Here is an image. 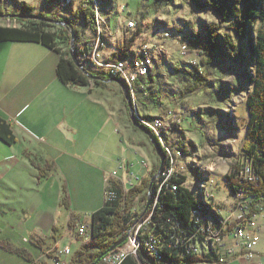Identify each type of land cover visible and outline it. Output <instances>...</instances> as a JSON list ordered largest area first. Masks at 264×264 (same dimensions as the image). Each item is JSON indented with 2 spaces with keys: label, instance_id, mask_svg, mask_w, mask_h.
I'll return each mask as SVG.
<instances>
[{
  "label": "rangeland",
  "instance_id": "obj_1",
  "mask_svg": "<svg viewBox=\"0 0 264 264\" xmlns=\"http://www.w3.org/2000/svg\"><path fill=\"white\" fill-rule=\"evenodd\" d=\"M81 1L60 0L59 4V0H4L0 9L3 15L19 14L25 2L33 7L34 13H59L75 21L81 42L95 41L98 32L86 28L82 17L76 15ZM89 1L104 17L100 33L105 45L100 59L108 61L101 68L109 73L110 65L114 64L109 60L120 56H128L119 60L129 64V57L138 59L140 52L135 51L144 46L156 54V60H149L147 65L150 69L147 73L152 74L151 79L147 78L149 89L136 95L135 101L130 96L132 113L139 124L148 116L151 119L178 116L181 122L171 132L165 133V127H158L154 130L156 136L153 135L162 143L159 142L165 158L168 160L167 153L172 158L171 163H175V153L166 149L167 145L179 150L180 158L172 177L186 175L185 187L197 194L198 201L211 205L208 209L199 206L202 211L219 213V206L224 211L231 210L236 200L225 177L239 161L246 139L251 69L246 59L234 55L217 58L213 65L206 64L209 56L201 49H191L189 44L190 40L196 41V35H206L211 25L219 26L223 35L232 34L229 26L233 20L221 22L209 8L201 10L194 0ZM130 21L136 23L134 28L128 26ZM0 26L19 25L15 19L0 18ZM63 47L67 48L65 44ZM241 47L242 44L239 45L242 54ZM82 59L88 70L98 71L99 62L89 56ZM59 61L57 52L41 46L0 44V115L11 119L23 109L25 114L20 120L24 128L30 129L13 150L0 143L4 149H0V161L14 155L18 146L22 152L32 154L31 159L25 157L19 163L11 160L14 157L8 158L10 163L1 162L0 264H32L19 256L17 249L33 256L36 264H54L59 255L51 250L71 245L72 235L79 239L78 228L91 225L93 214L104 206L110 175L126 182V171L131 170L140 178L135 187L151 179L160 168V155L145 132L134 127L120 86L107 82L109 79L103 81L102 87L92 82L89 88L96 89L92 92L65 86L57 76ZM123 82L129 94L135 95ZM31 130L37 136L28 134ZM48 164H52V170L47 172V178L41 177L38 167L46 168ZM116 177L113 179L117 180ZM164 178L168 179L165 171L156 182L161 183ZM63 187L68 193L69 207L61 204ZM129 190L125 189L126 206ZM208 191L214 194V200H209ZM142 196L135 199L132 210L143 209L146 200ZM155 196L152 191L149 211L157 206ZM52 226L59 230L54 235ZM145 227L146 220L137 221L136 231ZM258 234L257 251L263 256L257 261L264 264V228ZM37 238L45 239L44 251L35 245ZM90 239L87 237V241ZM209 240L213 241L206 245V252H216L219 237ZM82 244L84 240L72 243L67 264ZM128 255L135 256V251L123 252L113 264H121ZM201 264L211 261L204 260Z\"/></svg>",
  "mask_w": 264,
  "mask_h": 264
},
{
  "label": "trees",
  "instance_id": "obj_2",
  "mask_svg": "<svg viewBox=\"0 0 264 264\" xmlns=\"http://www.w3.org/2000/svg\"><path fill=\"white\" fill-rule=\"evenodd\" d=\"M2 1L4 3V0H0V2ZM194 1L200 6L201 10L209 8L221 22L233 20V24L229 26L232 34L228 35H223L220 31V27L217 25L207 27L206 35L203 37L201 35H196V41L190 40L189 45L191 49H201L204 51L209 56V60L206 64L213 65L217 58H225L226 56L234 55L236 58L243 57L244 60L246 59L249 66L248 69H251L248 72L251 91L247 96L250 120L247 127L246 139L242 147L239 161L233 167L231 174L227 175L225 178L230 193L233 196H237V193L246 189L251 198H256L255 203H257L264 197V0ZM21 7L22 10L19 15L36 16L44 18L45 20L15 19V22L19 25L18 27L0 26V44L8 42L40 44L60 55V61L57 66V76L62 84L77 88H89L93 82L97 87L105 86L103 81L91 80L83 70L75 65L70 55L71 34L69 28L49 22H62L66 20L72 24V28L77 36L76 53L83 64L82 58H86L89 55L88 44L92 43L94 40L81 42L75 21L63 17L59 13H34L33 7H30L25 2L22 3ZM3 14L4 12L0 9V15ZM13 15H17V13ZM76 15L77 17H82L86 28H91L94 32H97L96 7L93 1L82 0L79 2V10ZM100 38L103 41L105 40L104 36ZM64 44L67 46L66 49L63 47ZM240 44H242V54L239 50ZM127 57L128 56H120L121 59ZM137 58L138 61L146 62V57L144 55L137 56ZM127 62L129 63L130 60L128 59ZM111 63H115V61ZM84 67L90 75L99 76L102 80L115 78L103 68L98 67V71L92 72L88 70L86 66ZM148 69L147 67V70ZM151 75L150 73L147 77L141 78L137 82L136 95H140L142 92L149 89V87H147V78L151 79ZM128 87L134 94V85ZM151 117L152 116H148L147 118ZM151 131L154 133L153 135H155L154 130ZM0 140L7 145H13L17 142V137L12 130L11 124L2 117H0ZM167 155L168 163H171L172 158H170L168 153ZM248 166L252 168L253 174L259 178L260 188L254 187L253 183H250L246 188L239 184L238 178L242 171H245ZM38 168L41 172V177L47 178V172L52 170V164H48L46 168ZM156 173H154L153 176ZM165 179L166 178H164V180ZM172 179L174 183L179 185V190L177 193L168 192L167 194L161 195V203L158 209H156L157 206L154 208L156 212L154 214V222H152V232L156 240L163 238V244H154V247L157 248V252L159 251V253L163 254L164 259L156 262V257L151 255L150 251L144 246L139 251L140 260L133 255H128L121 264H141V262H151L153 264H201L204 260H208V257L200 258L193 254L186 255L181 259L177 249L173 248L174 239L171 238L173 231L169 221L175 220L180 223L184 229L191 230L193 227L192 210L197 209L199 206L208 209L211 205L206 202L198 201L196 197L197 194L185 187L187 182L186 176H179V178L172 177ZM150 182L151 179L143 181L140 185L128 191L127 198L129 205L127 206L125 202V189H123L120 182L111 181L107 183L105 204L92 216V240L90 239L91 241L82 244L80 250L69 264H101L106 256L118 251L122 247L116 248L115 251L111 252L113 246L125 238L124 222H128L131 217L129 214L132 212V204L135 199L144 194L146 197L142 196V199L147 202ZM159 185L160 183L155 182L154 188L159 187ZM63 193L61 204L69 207L70 200L65 187H63ZM153 193L156 195V200L158 197L157 192L153 191ZM124 209H126L129 214H125ZM216 214H219L217 219H222L220 212L215 213V215ZM34 243L38 247H41L43 241L34 240ZM190 243L193 245L195 239L186 238V248H190ZM15 252L32 264L36 261V259L26 251L17 249ZM213 253H215V251ZM65 263L67 264V262Z\"/></svg>",
  "mask_w": 264,
  "mask_h": 264
},
{
  "label": "built area",
  "instance_id": "obj_3",
  "mask_svg": "<svg viewBox=\"0 0 264 264\" xmlns=\"http://www.w3.org/2000/svg\"><path fill=\"white\" fill-rule=\"evenodd\" d=\"M65 7V6H64ZM102 14L100 11H96V26L98 36L95 41L89 43V58L94 59V62H99V68L101 65H105L108 60L102 61L100 59L101 52L103 51L104 45L100 39V32H103L102 28ZM136 23L130 21L128 26L134 28ZM185 50H188L187 46H184ZM135 52H140V55H146V62H138V59H132L130 56V64H122L119 60L113 59L109 61H115V68L110 72L115 78L131 79L135 86V95H130L135 101L136 99V84L141 78L147 77L150 73H147V65L149 60H156V54L152 53V49L149 46L141 47L140 50ZM140 125L151 132V130H158V127H165V133L171 132L174 127L181 121H178V116L175 114L171 115L170 118H147L141 119ZM156 139V138H155ZM166 149L169 151H174L175 153V163H168L166 158L165 167L163 171L168 173V180H161L160 187L153 188L152 191H157L158 202L157 209L161 203V195L170 193H177L179 190V185L173 182L172 171H175L176 164L179 157V150H172L168 145ZM144 165V164H143ZM142 165V167H143ZM127 176L123 182L122 179L116 177V175H110L107 183L111 181L121 180L123 183V189L134 188L135 181H140V178L131 170L126 171ZM186 176V175H183ZM113 179V178H115ZM239 184L243 187L249 186L250 183L255 184L256 188H260L259 178L253 174L252 168L247 167L245 171L243 170L239 176ZM131 185V188H129ZM213 187V180H211L210 189ZM108 196V194H107ZM207 196H210L211 200L215 199L214 194L212 195L208 191ZM109 197V196H108ZM236 203H234L231 210H225L219 206L217 209L221 213L223 219V230L221 233H214L212 229L211 219H206L201 214H199L194 209L192 210V220L193 227L190 230L184 229L180 223L175 220H170L171 229L173 231L171 238L174 239V249H177L179 257L184 258L186 255H196L198 257H208L211 264H229L230 261H238L240 264H258V258H261L263 254L257 251L259 246L260 237L259 234L264 228V197H262L260 202H256V198L249 195L248 191L245 189L237 193L234 196ZM250 197V198H247ZM147 203V202H146ZM146 203L140 210H132L130 214L125 210V214L131 215L128 222H124L125 235L128 234L127 241L123 247L118 251L106 256L102 263L103 264H113L116 260L121 257L123 252L135 251V258L139 259V251L145 246L150 251L153 256H161V261L164 259L162 253H157V248L154 244H163V238L156 240L155 235L152 232L154 222V214L156 211H149L146 208ZM216 209V208H215ZM262 220V223L259 221ZM138 220H146V227L143 231H136V223ZM77 226V224H76ZM76 239L75 235L71 236L72 243L78 240H84L87 243V237L92 236V225L80 226L78 228ZM212 236H219V244L216 246L215 253H207L206 245L209 242V238ZM186 238L195 239V248H186ZM71 243V245H72ZM71 245L60 249L59 247H54V251L59 256L54 258V264H64L67 258L71 254ZM44 257V256H43ZM140 260V259H139ZM141 264H153L151 262Z\"/></svg>",
  "mask_w": 264,
  "mask_h": 264
},
{
  "label": "water",
  "instance_id": "obj_4",
  "mask_svg": "<svg viewBox=\"0 0 264 264\" xmlns=\"http://www.w3.org/2000/svg\"><path fill=\"white\" fill-rule=\"evenodd\" d=\"M0 18H8V19H27V20H45L44 18H40V17H36V16H22V15H13V14H5V15H0ZM49 21V20H48ZM51 23H55L57 25L63 26V27H67L70 30V34H71V45H70V55L75 63V65L84 71L85 74H87L91 80H100V81H104L102 80L101 77L99 76H93L90 75V73L85 69L84 65L81 63L77 53H76V41H77V36L76 33L74 31V29L72 28V24L69 21H62V22H57V21H49ZM107 82H112V83H116L120 86V88L122 89L125 98L128 102V106L130 108L131 111V121L134 125V127L142 130L143 132H145V134L150 138L152 145L154 146V148L156 149V151L158 152V154L160 155V159H161V164H160V168L158 170V172L151 178V182H150V186L148 189V200L146 203V208L148 209L150 204H151V192L154 188V183L157 181V179L160 177V175L163 172V169L165 167V162H166V158H165V153L160 145V143L155 139V137L151 134V132L149 130H147L146 128H144L143 126H141L135 118V115L132 113L133 112V102L132 99L130 97L129 91L127 90V87L125 85V83L120 80L119 78H111L109 79ZM127 237H125L124 239H122L121 241H119L118 243H116L113 248L111 249V252L115 251L116 248H119L121 246H123L126 241H127Z\"/></svg>",
  "mask_w": 264,
  "mask_h": 264
},
{
  "label": "crops",
  "instance_id": "obj_5",
  "mask_svg": "<svg viewBox=\"0 0 264 264\" xmlns=\"http://www.w3.org/2000/svg\"><path fill=\"white\" fill-rule=\"evenodd\" d=\"M46 3H47V1H46ZM8 43H17V42H8ZM2 44H4V43H2ZM22 44H31V45H37V46H41V47H43V48H46V47H44V46H42V45H40V44H35V43H22ZM46 49H48V48H46ZM49 50V49H48ZM59 80V79H58ZM64 85V84H63ZM65 86H67V85H65ZM87 89H89L91 92L93 91V90H96V89H90V88H87ZM98 90V89H97ZM0 96H1V90H0ZM23 112V109H21V110H19V112L15 115V117L14 118H6V117H4V116H2V115H0V117H2V118H4V119H6L10 124H11V127H12V130H13V132H14V134L16 135V137H17V142L15 143V144H13V145H7V144H5L4 142H2L1 140H0V143L1 144H3V146H9L11 149L12 148H15V146L17 145V144H19V142H21V141H19L20 140V138H22V136H24L25 135V132L27 133L28 132V129H26V128H24V123L20 120V117H23L24 116V114L25 113H22ZM40 126H42V125H40ZM30 130V129H29ZM32 133V134H31ZM34 132H32V130H31V132L30 133H28V134H30V135H33V136H35L36 134H33ZM37 136V135H36ZM2 145H0V149L1 150H4L3 149V147H1ZM19 148L18 149H15V154L14 155H7V156H5V159L4 160H2L3 162H5V163H10V161L11 160H13V161H15V162H17V163H19L20 161H22L21 159H23V158H25V157H28V158H30L31 156H32V154L30 153L29 154V152H28V154H26L25 152H22L21 150H20V146H18ZM13 150V149H12ZM26 155V156H25ZM24 156V157H23ZM11 157H14V159H8V158H11ZM18 158V159H17ZM31 159V158H30ZM2 161H0V167L2 166L1 164V162ZM9 161V162H8ZM32 161V160H31ZM32 163H33V161H32ZM4 168H6V167H8L7 165L5 166H3ZM2 167V168H3ZM37 169V168H36ZM1 170H3V169H1ZM40 180H41V178H40ZM51 227V226H50ZM52 229L54 230L53 232V235L56 233V231H59L58 230V228L57 227H53L52 226ZM59 235H60V232H59ZM53 237V236H52ZM60 237H63V236H60ZM35 240H45V239H42V238H37V239H35ZM61 240V239H60ZM60 243V242H59ZM45 245H46V241H44L43 242V244H41V247H40V249H42V248H45ZM60 245V244H59ZM55 246V245H54ZM52 247V246H51ZM60 248V247H59ZM45 249H43V251H44ZM258 264H261V263H258Z\"/></svg>",
  "mask_w": 264,
  "mask_h": 264
},
{
  "label": "bare ground",
  "instance_id": "obj_6",
  "mask_svg": "<svg viewBox=\"0 0 264 264\" xmlns=\"http://www.w3.org/2000/svg\"><path fill=\"white\" fill-rule=\"evenodd\" d=\"M100 37H102V34L100 35ZM101 39V38H100ZM101 42H102V44L103 45H105V42L103 41V40H101ZM145 57H146V55H144ZM122 64H127V63H125L124 61H120ZM138 62H144V61H138ZM98 63V62H97ZM114 65H115V63L114 64H112V65H110V68L109 69H111V71L112 70H114ZM110 70H109V73L111 72ZM126 83H127V85L128 86H130V87H132V83H133V81H131V79H123ZM152 132V131H151ZM152 135L154 134L153 132L151 133ZM157 140V139H156ZM159 140V139H158ZM160 142V141H159ZM161 143V142H160ZM162 144V143H161ZM166 157V156H165ZM165 176V175H164ZM165 180H167V179H165ZM151 202H152V192H151ZM151 205V204H150ZM150 207V206H149ZM195 211H197L199 214H201V212H203V213H205V216H203V217H205L206 219H211V222H212V229H213V231H214V233H221V230H223V219H217V217L219 216V214H216L215 215V213H211V212H204V211H202L201 210V208L200 207H198L197 209H195ZM202 213V214H203ZM207 217H209V218H207ZM222 226V227H221ZM221 227V228H220ZM220 228V229H219ZM219 236H217V237H214V236H212V237H210V239H212V238H218ZM89 239V238H88ZM209 241H213V240H209ZM190 242V241H189ZM190 248H195V243H193V245L190 243V246H189ZM157 253H159V251L157 252ZM156 257V262H159L160 260H161V256H155ZM64 264H66V263H64Z\"/></svg>",
  "mask_w": 264,
  "mask_h": 264
}]
</instances>
